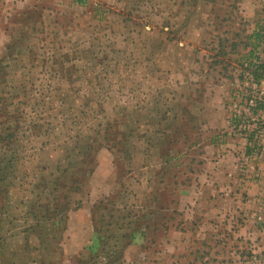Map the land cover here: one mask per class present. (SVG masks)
Instances as JSON below:
<instances>
[{
    "label": "rangeland",
    "instance_id": "1",
    "mask_svg": "<svg viewBox=\"0 0 264 264\" xmlns=\"http://www.w3.org/2000/svg\"><path fill=\"white\" fill-rule=\"evenodd\" d=\"M238 3L22 0L1 14L0 264L2 235L28 224L58 254L91 191L112 263L140 228L155 264L263 263L250 184H264V109L236 93L264 92L245 76L264 0L252 23Z\"/></svg>",
    "mask_w": 264,
    "mask_h": 264
},
{
    "label": "crops",
    "instance_id": "2",
    "mask_svg": "<svg viewBox=\"0 0 264 264\" xmlns=\"http://www.w3.org/2000/svg\"><path fill=\"white\" fill-rule=\"evenodd\" d=\"M20 2L22 0H0V16L1 14L10 15L13 7ZM238 5L241 6L243 17L250 23L261 15L262 0H239ZM261 184L262 186H260ZM250 186H255L257 189L259 187L260 196L253 203H256V217L261 220L264 215L262 213L264 210V184L263 182L256 185L251 183ZM101 196V194L94 195V192L91 191L89 195L79 200V205L67 212L65 225L60 230L61 241L58 243V254L53 255L49 250L42 249L41 240L35 232L34 226L28 224L25 228L12 227L11 231H6L7 233L5 232L6 234L1 237V264H119L112 263L102 255L104 244L99 237L100 228L96 225L92 211L94 204ZM58 225L59 223L56 222V226ZM145 230V228H140L133 232L131 243L125 246L121 264H155L144 257L148 250L143 234ZM258 232L263 235L264 241V231L259 230ZM263 241L262 245L258 246V250L264 251ZM262 262L264 264V261ZM244 264L254 263L244 261Z\"/></svg>",
    "mask_w": 264,
    "mask_h": 264
},
{
    "label": "built area",
    "instance_id": "3",
    "mask_svg": "<svg viewBox=\"0 0 264 264\" xmlns=\"http://www.w3.org/2000/svg\"><path fill=\"white\" fill-rule=\"evenodd\" d=\"M258 32L264 36V22L261 24V28L258 30ZM260 48L262 51H260ZM253 57L254 59L245 66V76L246 80L249 82L248 86H250V89L255 91L258 85L259 77L264 76V71L258 69V65L264 62V58H262L264 57V41L258 44L257 50L254 51ZM236 96L238 101L244 99L245 107L250 112L260 111L258 108L264 109V92L260 91V93H257L256 95H253V92H250L244 96V94H240L239 91H237ZM234 107H237L236 103ZM234 128L238 130L246 140H252L255 138L254 129L251 128L249 122H246L245 117L241 116L237 110H235L234 114ZM253 153L255 154V151H253Z\"/></svg>",
    "mask_w": 264,
    "mask_h": 264
},
{
    "label": "trees",
    "instance_id": "4",
    "mask_svg": "<svg viewBox=\"0 0 264 264\" xmlns=\"http://www.w3.org/2000/svg\"><path fill=\"white\" fill-rule=\"evenodd\" d=\"M81 2V0H76ZM255 38H257V43L260 44V42L264 41V36H262V34L260 32H256ZM258 69L264 71V62H262L261 64L258 65ZM7 106L5 104H1V113H5L7 111ZM57 211V210H56Z\"/></svg>",
    "mask_w": 264,
    "mask_h": 264
}]
</instances>
